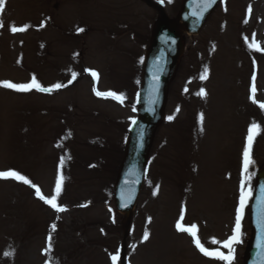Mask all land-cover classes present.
Returning a JSON list of instances; mask_svg holds the SVG:
<instances>
[{"label":"rangeland","instance_id":"rangeland-1","mask_svg":"<svg viewBox=\"0 0 264 264\" xmlns=\"http://www.w3.org/2000/svg\"><path fill=\"white\" fill-rule=\"evenodd\" d=\"M122 7L130 9L133 25L142 27L147 16L151 21L156 16L141 0H6L0 13V81L26 83L34 75L45 87L72 83L52 93L0 88V171H18L46 197L62 175L57 203L67 209L58 213L34 188L0 179V264H111L110 256L124 238L127 264H224L198 255L192 238L186 239L175 225L183 208L182 223L197 225L198 239L209 248H220L211 244L213 238H229L239 203L243 150L248 128L255 123L261 132L251 149L248 186L253 190L255 170L264 162V109L259 107L264 103V51L250 49L248 43L255 39L264 48V0H222L200 33L188 39L126 237L112 187L126 131L136 115L132 109L137 110L145 37L137 40L136 25L130 38L129 33L117 36L138 52L118 48L115 33L107 42L105 29L125 19ZM77 24L90 30L80 39L68 32ZM24 25V32L10 30ZM79 49L81 61L77 53L71 60L69 52ZM84 68L99 74L95 87L85 74L77 78ZM205 68L207 78L202 80ZM185 84L190 88L179 102ZM253 84L257 103L250 99ZM93 88L123 93L126 99L121 104L101 98ZM201 89L204 97L198 95ZM168 116L174 118L169 121ZM249 201L233 264H242L250 235ZM220 250L227 254V249Z\"/></svg>","mask_w":264,"mask_h":264},{"label":"snow or ice","instance_id":"snow-or-ice-1","mask_svg":"<svg viewBox=\"0 0 264 264\" xmlns=\"http://www.w3.org/2000/svg\"><path fill=\"white\" fill-rule=\"evenodd\" d=\"M170 3L171 0H168ZM215 3V0H202L201 4V10L199 13L193 12L192 15L196 16L197 19L201 18L203 15V12L210 8L212 4ZM6 6V0H0V13H2L5 10ZM248 12L251 13V8L248 9ZM247 21H245L246 23ZM3 25L0 24V27ZM40 27H44V24L41 23ZM28 29V25H24L21 27H11V31L13 33L17 32H24ZM83 28H78L77 32H83ZM245 42L248 43L247 37L245 38ZM248 47L250 49H254L257 52L264 51V48H262L255 39L252 40L251 43H248ZM19 62V61H18ZM86 72H89V74L92 76L93 80H97L99 77V74L95 70L85 69ZM162 71V68L159 63L156 65L155 72L153 73V80L156 82V85L158 87L159 83V72ZM207 68L204 70V74L200 77V79H206L207 78ZM76 73H72L73 80L76 78ZM254 79V77H253ZM69 83H72L70 80ZM63 87H66V85L61 83H56L51 85L50 87H45L41 83L38 82L37 78L33 75L31 77V80L26 83H15L8 80L0 81V88L9 89L18 93H28L33 90L37 92L42 93H52L53 91L59 90ZM93 91L96 96L101 98H111L113 100L118 101L119 103L123 104L126 97L123 93H117L115 91H108V92H101L97 91L95 88H93ZM187 91V89H186ZM252 96H250V99L253 103H257L255 100V92L256 87L253 84L251 88ZM201 97H204L206 95V92L201 89L198 93ZM137 97L139 98V93L137 94ZM151 103H155L154 100L150 101ZM259 107L261 109H264V103L259 104ZM134 112L136 111L135 106L133 105ZM179 109H177L178 111ZM174 117L168 116L167 119L171 121ZM201 122L203 121V115L200 116ZM131 123L135 125L137 121L135 119L131 120ZM261 132L260 126L258 124H251L248 128V135L246 137V145L243 150V166H242V172H241V180H240V192H239V203L236 208L235 212V224L232 229V234L229 236V238L223 242L218 241L216 239L211 240L212 245H220V248L227 249V254L225 252L221 251L220 248L215 249H209L208 247H205L204 244L201 243L200 239L197 237V225L192 224L190 227H186L183 223V216H184V209L181 208L180 213V219L176 222V230L180 233H187L192 237L193 243L195 247L199 250V252L204 255L205 257H208L210 259H215L218 261L224 262V264H233V261L235 259V245L242 243V233H241V226H242V219L244 216L245 208L248 204V201L252 197L253 193L251 190V187H249V182L251 180L252 174L249 173L250 167L253 165L254 160L251 156V149L252 144L257 135H259ZM139 136H143V130L140 131ZM61 164H63V159L61 160ZM0 179H12L15 181H19L25 185H28L31 188L35 189V195L42 200L46 205H49L52 209H54L56 212H64L67 209L57 203V199L61 194L62 191V184L64 177L60 174L57 175L56 178V184L55 189L51 197H46L41 194V190L38 186L33 184L30 179L26 178L24 175L20 174L16 170H7V171H0ZM158 188L159 185L156 186L157 191H153V196L158 194ZM258 204H259V216L257 220V225L259 228V233L257 236V257L259 258L260 264H264V187L261 188V195L257 198ZM109 211H112L109 209ZM52 229L55 230L56 225L53 224ZM149 239V233L147 231L143 234V240L147 241ZM49 240V248L45 249V254L50 250V241H51V235L48 237ZM5 256H11L12 252H5ZM111 264H118V261L120 260V254L119 249H117L116 254H113L110 256ZM48 264V262H46Z\"/></svg>","mask_w":264,"mask_h":264},{"label":"water","instance_id":"water-1","mask_svg":"<svg viewBox=\"0 0 264 264\" xmlns=\"http://www.w3.org/2000/svg\"><path fill=\"white\" fill-rule=\"evenodd\" d=\"M199 1V0H198ZM201 1V0H200ZM159 27L156 28L157 35L160 33V31L165 29V32L168 33V35L173 38L172 41H174L175 38H177V34L173 31V28L170 26H167L164 22L158 23ZM162 37H165L162 35ZM156 42V38L153 39V52H157V54L150 59L147 66H145V74H144V88H149L148 94L142 93L140 95V121L138 122V127H141L143 129V132L147 135L145 139V148L144 151L140 152L139 157V163L142 164L141 170L143 168V165L145 164L146 154L152 139V135L154 132L155 127L160 122L161 116H162V105L165 99V93H166V87L169 82V79L173 75L174 69L177 65V58L179 52H181L182 49V41L179 39V44L177 45L178 54L176 53H170L171 50L170 46L168 48V41L164 42L166 40H170L169 38L165 37L159 38ZM157 63L160 64L162 71H160L159 74V83L158 87L156 85V82L153 80V73L155 72ZM162 98V99H161ZM154 100L155 103H151L150 101ZM162 104V105H161ZM130 145L133 144V141H130ZM131 154V153H130ZM131 156H128L127 159H129ZM127 162H125L126 164ZM141 180V173L139 175V178L136 180V182L132 185L130 188V191L128 194H125L124 192L120 191V188L122 187V183L120 184L119 188L116 187V194H115V202L120 208H126L127 212L130 210L128 209L132 204V199L135 195V192L138 188L139 182ZM257 184L255 188V194L254 198L251 203L252 207V222L254 225V231H253V239L249 243L248 248L246 250V263L245 264H260L259 258L257 257V236L259 233V228L257 225V220L259 216V204L257 201V198L261 195V188L264 187V168L260 171L259 174H257L256 178ZM125 197H128L129 199H125Z\"/></svg>","mask_w":264,"mask_h":264}]
</instances>
